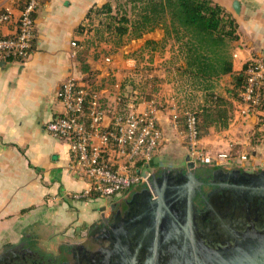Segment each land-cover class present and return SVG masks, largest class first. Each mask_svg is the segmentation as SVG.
Masks as SVG:
<instances>
[{
  "label": "crops",
  "instance_id": "1",
  "mask_svg": "<svg viewBox=\"0 0 264 264\" xmlns=\"http://www.w3.org/2000/svg\"><path fill=\"white\" fill-rule=\"evenodd\" d=\"M107 1L43 0L36 12L29 56L0 60V253L24 238L84 233L112 214L115 201L73 199L72 194L83 191L90 182L74 172L68 143L47 129V123L64 112L59 97L62 83L71 75L83 79V62L93 74V85L112 105L127 94L150 91L148 99L127 104L139 111L152 110L162 130L161 144L152 159L139 162L142 170L181 166L190 157L180 122L185 112L180 107L185 98L180 88L189 93L185 92L188 98L202 102L203 97L175 74L184 64L177 45L168 42L160 51L145 46L139 60L132 57L135 50L131 57H123L127 49L118 55L111 48L105 50L104 45L86 48L87 31L80 33L78 28L93 6ZM213 1L231 12L239 25V37L232 48L233 72L215 81L214 91L228 96L234 75L243 72L246 62L264 58V0ZM22 4L21 0H0V12L9 8L13 13V20L0 26L2 34L17 31ZM165 71L173 78H167ZM234 104L237 106L236 100ZM261 114L264 112L247 120L235 116L228 128L202 137L203 147L214 156L230 152L228 164L263 166L264 141L250 148L247 140L259 129ZM248 149L251 160H241Z\"/></svg>",
  "mask_w": 264,
  "mask_h": 264
},
{
  "label": "water",
  "instance_id": "2",
  "mask_svg": "<svg viewBox=\"0 0 264 264\" xmlns=\"http://www.w3.org/2000/svg\"><path fill=\"white\" fill-rule=\"evenodd\" d=\"M238 6L236 1V11ZM200 166H210V185L228 190L237 207L247 206V218L228 221L227 241L221 239L220 226L204 221L205 210L196 202L204 184L197 174ZM200 166L189 157L184 165L163 167L161 175L152 170L150 188L138 185L116 202L113 220L108 217L85 230L84 241L72 245L67 259L75 257L74 248H83L92 262L101 259V264H264V165L253 171L245 164L232 170L221 163ZM217 174L224 175L221 181H216ZM143 194L147 203L132 209L136 197ZM98 229L105 241L94 249L89 236ZM7 251L1 252V258Z\"/></svg>",
  "mask_w": 264,
  "mask_h": 264
},
{
  "label": "built area",
  "instance_id": "3",
  "mask_svg": "<svg viewBox=\"0 0 264 264\" xmlns=\"http://www.w3.org/2000/svg\"><path fill=\"white\" fill-rule=\"evenodd\" d=\"M21 1L17 31L9 35L0 32V60L24 59L32 50L36 12L43 0ZM12 20L9 8L0 12V26ZM73 45L77 46V42ZM245 72L246 85L235 114L240 120L261 112L264 58L248 60ZM59 97L64 112L52 118L47 129L68 143L74 172L90 182L89 187L72 194L73 199L110 200L131 192L137 185L150 188L152 171L142 170L138 165L152 159L163 138L154 112L139 111L132 103L122 106L121 98L112 105L86 80L75 75L62 83ZM184 114L190 159L197 164L227 165L231 153L220 152L217 156L208 153L201 143L196 114L193 111ZM241 157L246 158V154Z\"/></svg>",
  "mask_w": 264,
  "mask_h": 264
},
{
  "label": "trees",
  "instance_id": "4",
  "mask_svg": "<svg viewBox=\"0 0 264 264\" xmlns=\"http://www.w3.org/2000/svg\"><path fill=\"white\" fill-rule=\"evenodd\" d=\"M94 13H104L109 17L106 28L115 36L117 45L125 36L139 38L157 27L163 28L165 38L162 47L173 41L183 59L184 64L178 72L182 82L202 92V102L186 101L188 105L185 107L186 111H193L197 116L200 138L212 129L222 131L228 128L236 114L234 100H240L247 79L245 64L243 72L234 75L233 86L227 89L228 96L214 91L215 81L233 72L232 48L233 42L239 37V25L231 12L213 0H109L90 9L86 21L78 28L80 33L88 31L87 26L93 21ZM157 44L160 43L150 40L146 47ZM82 66L86 73L83 79L97 89L93 85V74L88 65L83 62ZM261 94L262 113L264 85ZM149 97L150 91H141L138 94L133 92L123 96L121 103L122 106H128L129 101L137 104L142 98ZM180 119L181 128L186 131L185 114ZM258 127L253 134L252 144H258L255 139L264 136L262 114ZM127 194L125 192L123 196H114L109 201L119 202Z\"/></svg>",
  "mask_w": 264,
  "mask_h": 264
},
{
  "label": "flooded vegetation",
  "instance_id": "5",
  "mask_svg": "<svg viewBox=\"0 0 264 264\" xmlns=\"http://www.w3.org/2000/svg\"><path fill=\"white\" fill-rule=\"evenodd\" d=\"M210 166H200L197 174L201 180L204 181V184L201 187V191L198 192L196 196V202L199 204L200 209L205 210V214L203 215V219L206 223L209 224H217L220 226L219 234L221 235V239L228 240L229 239V230L227 229L226 225L228 221L234 217V219L238 218H247V213L245 209L247 208L246 204H243L242 207H237L233 202L232 198L229 195L228 190L220 187L217 185H210L209 181L211 180L210 177H207L210 173ZM236 167H229L230 170ZM161 175V171L157 172V176ZM223 174H217L216 181H221L223 179ZM136 206H131V208L137 210L142 208L147 203L146 195L137 196L136 199ZM254 206L251 207L253 210ZM235 209V210H234ZM126 212L129 210L125 209ZM114 216V212L109 216V220L112 221ZM103 230L98 229L94 231L92 236H89L90 239L93 241V245L91 248L98 249L101 248L102 244L105 240L101 238ZM70 236V235H68ZM73 240H79V242H83L84 240L80 241V239L84 238L83 233H79L77 235L73 234L70 236ZM80 238V239H79ZM34 239L31 238H24L18 244H16V249H12V246L6 248L8 250L6 255L1 258L0 255V264H44V256L36 250L32 245L31 242ZM36 240V239H35ZM136 241L135 237L131 238V241ZM78 241L74 243H68L66 249L62 251V255L58 258L54 257L52 261L53 264H101V259L97 261H93L89 259V255L85 253L83 248H74V258L72 257L70 260L67 259V253H71V247L74 244H78ZM95 242V243H94ZM113 242V240L109 241ZM222 242V241H219ZM92 243V242H91ZM137 243L132 245L131 250H134ZM88 246V245H87ZM89 247V246H88ZM30 248V250H28ZM92 249V250H94ZM1 254V253H0ZM141 262V261H140ZM143 263V261L141 262Z\"/></svg>",
  "mask_w": 264,
  "mask_h": 264
},
{
  "label": "rangeland",
  "instance_id": "6",
  "mask_svg": "<svg viewBox=\"0 0 264 264\" xmlns=\"http://www.w3.org/2000/svg\"><path fill=\"white\" fill-rule=\"evenodd\" d=\"M109 20H110L109 17L104 13H99V14L94 13L93 14V21L90 22L89 25L87 26L88 27V31H87L88 36H87L86 41H85V47H88L89 49L90 48H101L104 45L105 50L106 49L108 50L111 48L118 55H121V51H124V49H127L128 51H126V54H123V57H126V56L131 57V56H129L132 53L131 50H135L134 52H136V56H132V57L138 59V56H139L141 50L143 49V47L147 46V41L158 40L156 42H159L160 44H157L156 46H149V47L158 49L160 51V46H162V41L165 38V31L163 28L157 27L152 31L144 33L139 38H132V37L125 36L121 39L120 44L117 45L115 36L112 35L111 32H109L108 29L106 28ZM170 42H173V41H170ZM130 47H134V48L130 49ZM138 66L141 67V65H138ZM148 66H151V65H148ZM165 68H167V70H168L169 66L165 65ZM139 70H140V68H138V71ZM175 74L179 75L178 73H175ZM165 75L167 78H173V75L169 74V73L167 74L166 71H165ZM137 77L139 78V76H137ZM185 92H187V91L182 90L180 88L181 95L183 97H185L184 100H182L183 102L181 103V106H180L183 110H185L186 105H188V102H186V101H189V103L199 102V101H197V99H198L197 97L188 98L189 95H187V94H189V93L187 92V94H186ZM212 132L220 133L221 131L212 129L205 136L209 135ZM253 137H254V135H251L249 138H247L248 143L250 145L249 147L250 148H257L256 145H258V144H252V141L254 140ZM185 141H186V138H185ZM255 141L257 143H260L261 141H264V138H260V139L256 138ZM263 147H264V143H263ZM245 154H246V158L241 157V160L250 161L252 158V151L250 149H248V151ZM200 165L201 164H198V166H200ZM224 166L229 168L230 166H241V164H231L230 163V164H227ZM245 166H250V167H246V169L250 170V171L259 169L261 167V165L256 166V167H252L250 164L245 165ZM152 170H153V172H158V171L162 170V168L154 167ZM113 209H114V207H113ZM84 239L85 238H82V239H80V241H82ZM75 241L79 242V240H73V238H71L70 236H66L64 234H61L59 236H52L49 234L48 235L44 234V236L39 237V239L33 240L31 242V245L44 256V262H45L44 264H53L52 261L54 260V257H56V258H58V260H60L59 257L62 255V251L64 249H66V247H67L66 245L68 243H74Z\"/></svg>",
  "mask_w": 264,
  "mask_h": 264
}]
</instances>
